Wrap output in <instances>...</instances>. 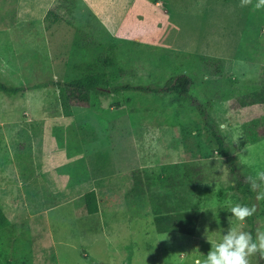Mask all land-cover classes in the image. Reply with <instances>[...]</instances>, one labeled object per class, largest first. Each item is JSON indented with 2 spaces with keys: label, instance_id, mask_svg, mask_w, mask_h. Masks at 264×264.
Here are the masks:
<instances>
[{
  "label": "rangeland",
  "instance_id": "374dc122",
  "mask_svg": "<svg viewBox=\"0 0 264 264\" xmlns=\"http://www.w3.org/2000/svg\"><path fill=\"white\" fill-rule=\"evenodd\" d=\"M255 3L0 0L2 81L32 86L101 72L109 81L86 106L65 103L53 85L0 92V207L11 222L0 231V264H192L206 258L207 235L250 233L246 220L230 224L223 206L242 205L234 177L264 171V138L253 139L264 105L248 103L264 90V9ZM181 73L193 78L229 159L187 98L110 90ZM163 130H172L171 156L156 145ZM92 189L98 214L85 208ZM258 193L264 183L255 190L254 237L264 231ZM186 211L199 212L193 235L157 231V220ZM261 258L257 251L249 264Z\"/></svg>",
  "mask_w": 264,
  "mask_h": 264
},
{
  "label": "trees",
  "instance_id": "16d2710c",
  "mask_svg": "<svg viewBox=\"0 0 264 264\" xmlns=\"http://www.w3.org/2000/svg\"><path fill=\"white\" fill-rule=\"evenodd\" d=\"M52 8L48 13H52ZM207 64H213L214 62H221L222 59L199 56ZM108 78L107 73H91L83 77L70 80L68 82L61 81H49L46 83H38L32 86L14 85L8 84L0 79V92L7 96H17L23 94L26 90L33 88L47 87L50 85L61 88V97L65 103L73 106H86L90 105L91 96L93 93H102L108 91ZM193 78L186 74L181 73L169 78L164 84H133L130 82H123L113 85L110 90L113 93L120 94L123 92H138L142 94L160 95V94H172L187 98L192 106H194L202 119L205 121L208 128L215 138L218 144L219 153L230 158L232 154L231 147L227 144L225 137L220 130L217 129L215 123L209 112V107L201 103L191 92L193 86ZM249 104L262 103L264 105V90H255L249 97ZM261 131L258 135H254V141L264 138V120L257 123ZM231 177L237 174L236 167L232 166L230 169ZM234 188L243 196L242 205H246L249 208L254 207L255 191L251 189V181L244 175L238 174L233 179ZM85 208L88 214H96L100 211L98 198L96 191L90 190L84 194ZM171 216L167 220H160L156 222V229L159 233L167 232H180L188 235H193L196 231V227L199 219L198 211H186V212H172ZM255 218L254 215L247 217L246 221L252 227L250 233L253 238L255 234ZM11 222L3 209L0 207V231L8 228ZM260 264H264V259L261 258Z\"/></svg>",
  "mask_w": 264,
  "mask_h": 264
},
{
  "label": "clouds",
  "instance_id": "9594fccd",
  "mask_svg": "<svg viewBox=\"0 0 264 264\" xmlns=\"http://www.w3.org/2000/svg\"><path fill=\"white\" fill-rule=\"evenodd\" d=\"M250 2L251 0H242V6ZM254 9H264V0H256ZM220 127L222 130L226 128L223 124H221ZM237 138L234 139V142ZM258 182L264 183V171L258 172L256 178L251 179V189L253 191L259 187ZM262 196H264V194L258 193L257 199H260ZM223 207H226L232 213L229 217L230 224L233 219L243 223L247 217L252 216L255 212L254 207L249 208L248 206L241 204ZM205 209L213 208L205 207L201 210ZM207 240L210 242L211 248L208 251L206 258H193L192 264H249V256L255 254L257 251L264 253V231L258 230L254 239L249 232L236 231L230 228L225 234H222L218 241L213 242L208 235Z\"/></svg>",
  "mask_w": 264,
  "mask_h": 264
},
{
  "label": "crops",
  "instance_id": "0c3cea01",
  "mask_svg": "<svg viewBox=\"0 0 264 264\" xmlns=\"http://www.w3.org/2000/svg\"><path fill=\"white\" fill-rule=\"evenodd\" d=\"M51 1H53V3H54L55 0H51ZM48 11H47V13H48ZM163 131H164V133H163V135H161V139H159L158 137L157 138L155 137L156 145L158 144L157 146L160 147V149H161V146H164L166 155L171 156L172 151H173L172 130H163ZM181 131H183V130H181ZM184 131H187V130H184ZM118 137H119V135H118ZM183 137L185 138V136H183ZM179 141L182 143V139H179ZM96 214H98V213H96Z\"/></svg>",
  "mask_w": 264,
  "mask_h": 264
}]
</instances>
